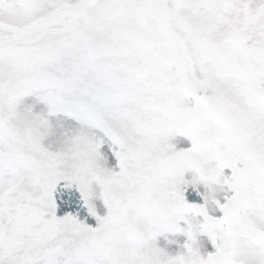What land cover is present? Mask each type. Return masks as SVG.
Wrapping results in <instances>:
<instances>
[{
	"label": "snow or ice",
	"instance_id": "obj_1",
	"mask_svg": "<svg viewBox=\"0 0 264 264\" xmlns=\"http://www.w3.org/2000/svg\"><path fill=\"white\" fill-rule=\"evenodd\" d=\"M0 264H264V0H0Z\"/></svg>",
	"mask_w": 264,
	"mask_h": 264
}]
</instances>
